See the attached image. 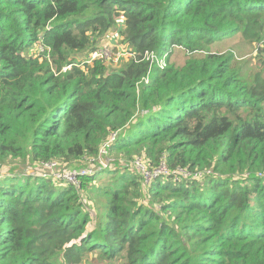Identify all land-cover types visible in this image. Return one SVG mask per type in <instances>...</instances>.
<instances>
[{"label": "trees", "instance_id": "16d2710c", "mask_svg": "<svg viewBox=\"0 0 264 264\" xmlns=\"http://www.w3.org/2000/svg\"><path fill=\"white\" fill-rule=\"evenodd\" d=\"M116 18L165 67L79 61ZM263 42L264 0H0V264H264ZM113 134L108 153L167 174H38Z\"/></svg>", "mask_w": 264, "mask_h": 264}, {"label": "built area", "instance_id": "2783aa9c", "mask_svg": "<svg viewBox=\"0 0 264 264\" xmlns=\"http://www.w3.org/2000/svg\"><path fill=\"white\" fill-rule=\"evenodd\" d=\"M264 44V42H263ZM33 52L40 53L44 52V48L41 45H36L34 49L32 50ZM114 53L110 50L109 47H100L96 49L94 52L89 53L87 56V63L91 64L94 60H101V61H110V60H118L128 54V59H133L136 62L140 61H146L149 62L150 64L152 63H157L158 67H165L164 63L162 60H157L154 52L152 51H145L143 53H136V52H129V51H124L121 50L120 48L117 50L116 55H113ZM69 68V67H67ZM67 68L63 69L65 71ZM116 138V134H113L111 136V139L104 143L99 150V167L98 168H106L108 167V163L102 161V158L106 155L107 149L110 145V142L114 141ZM138 170L141 171V173L145 176L146 180H149L159 174H167V170L164 165H161L159 168L153 170V171H147L142 165L140 164V161L135 163ZM77 167V166H76ZM76 167H69L67 169H60L57 165V163H41L40 166H36V170L40 177L43 176H50L52 179L61 181L64 184H71L74 187L79 186V181L78 177L79 175L82 174H94V170L91 167L84 166L83 168L77 169ZM97 168V170H98ZM142 169V170H141Z\"/></svg>", "mask_w": 264, "mask_h": 264}, {"label": "rangeland", "instance_id": "374dc122", "mask_svg": "<svg viewBox=\"0 0 264 264\" xmlns=\"http://www.w3.org/2000/svg\"><path fill=\"white\" fill-rule=\"evenodd\" d=\"M116 23H117V25H114L112 27V29H110L105 35H103L102 37H100V38H98V39H96L94 41V43H96L95 46H97L96 49H98L100 47H105V48L109 47L110 50L114 53L113 54L114 56L116 55L117 50L119 48L121 50L127 51V49L125 48V46L123 44H121L122 38L119 35V30L122 28V25H123L121 19L120 18H116ZM233 43L234 44L235 43L237 44V46L235 47L236 48L235 49L236 51L241 50V49H243L245 47L244 42L242 40H240V39H237V38L234 39V41L232 43H229L227 45H231L232 46ZM95 50H93L91 52H94ZM224 50L226 51V53H233V57L230 60V66L232 68H236V67L242 65V63H240V61H241L240 56L236 55L233 50H231L229 47H226ZM250 55L251 56H249V54H248V55L243 56V57H246L244 59L249 60L252 64H254L255 62H258L257 58L252 57V54H250ZM86 56H87L86 53H82L80 55V60L79 61H81V60L83 61V59ZM179 56L183 59L182 53H180ZM127 57H128V54H126L125 56H123L122 58H120V59H118L116 61L115 60L114 61L113 60L104 61V65L106 66L107 72L118 71L119 69H122L123 65L125 63H127L128 60H129ZM249 71L251 73H258L256 69H250ZM99 150H100V148H99ZM99 150H98V153H97V155H96L95 158H90L92 160H86V159H89V158H86V159L83 160L81 166H77V165H75V166H77L79 168H83L84 166H88V167H91L92 169L97 170V168L99 167V163H100V161L98 159V157H99ZM132 159H130L132 161L125 160L124 158L120 159V156L119 157H115L114 155L108 153V151H107L106 152V155L102 158V161L107 162L108 163V167H110L113 164H117V163H120V165H122L126 161H130L129 164L132 166V168L134 169V171L135 170H138L137 168H135V166H136L135 163L138 161L137 155L134 156ZM139 161H140V164L142 165V167H144L147 170L144 162L141 159H139ZM9 165H11V164H9ZM1 170H2V173H4V171L6 170L5 166H1ZM88 205L89 206H92L91 203L88 204ZM89 212H90V216L91 217H94L95 216V211L93 209H89Z\"/></svg>", "mask_w": 264, "mask_h": 264}]
</instances>
